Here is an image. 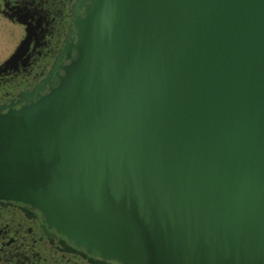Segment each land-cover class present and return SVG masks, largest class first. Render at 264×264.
<instances>
[{
	"label": "water",
	"instance_id": "95a60500",
	"mask_svg": "<svg viewBox=\"0 0 264 264\" xmlns=\"http://www.w3.org/2000/svg\"><path fill=\"white\" fill-rule=\"evenodd\" d=\"M73 8L66 63L0 108V202L92 264H264V0Z\"/></svg>",
	"mask_w": 264,
	"mask_h": 264
},
{
	"label": "flooded vegetation",
	"instance_id": "af4514ba",
	"mask_svg": "<svg viewBox=\"0 0 264 264\" xmlns=\"http://www.w3.org/2000/svg\"><path fill=\"white\" fill-rule=\"evenodd\" d=\"M76 1L0 0V108L18 109L66 63L58 59L71 38ZM82 254L32 208L0 202V264H92Z\"/></svg>",
	"mask_w": 264,
	"mask_h": 264
}]
</instances>
